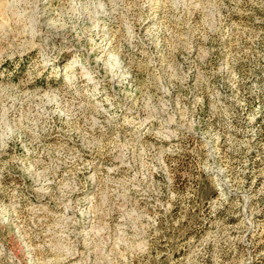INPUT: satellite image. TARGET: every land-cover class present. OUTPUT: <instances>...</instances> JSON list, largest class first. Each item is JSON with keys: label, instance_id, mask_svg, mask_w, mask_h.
<instances>
[{"label": "rangeland", "instance_id": "rangeland-1", "mask_svg": "<svg viewBox=\"0 0 264 264\" xmlns=\"http://www.w3.org/2000/svg\"><path fill=\"white\" fill-rule=\"evenodd\" d=\"M0 264H264V0H0Z\"/></svg>", "mask_w": 264, "mask_h": 264}]
</instances>
